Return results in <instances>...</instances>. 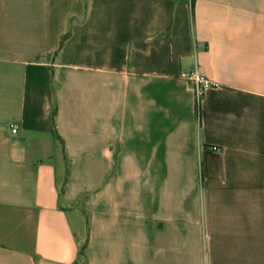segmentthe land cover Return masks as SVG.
Listing matches in <instances>:
<instances>
[{"label":"crops","instance_id":"1","mask_svg":"<svg viewBox=\"0 0 264 264\" xmlns=\"http://www.w3.org/2000/svg\"><path fill=\"white\" fill-rule=\"evenodd\" d=\"M0 264H264V0H0Z\"/></svg>","mask_w":264,"mask_h":264},{"label":"built area","instance_id":"2","mask_svg":"<svg viewBox=\"0 0 264 264\" xmlns=\"http://www.w3.org/2000/svg\"><path fill=\"white\" fill-rule=\"evenodd\" d=\"M189 78L194 83V88L198 100L202 98L207 88L216 85L211 82L204 74H202L197 66L191 71V73L189 74ZM11 130L12 133H16L18 130V125L16 123H13L11 125Z\"/></svg>","mask_w":264,"mask_h":264},{"label":"trees","instance_id":"3","mask_svg":"<svg viewBox=\"0 0 264 264\" xmlns=\"http://www.w3.org/2000/svg\"><path fill=\"white\" fill-rule=\"evenodd\" d=\"M62 43V42H61ZM60 48V47H59ZM197 115L200 117V108L199 106L197 107Z\"/></svg>","mask_w":264,"mask_h":264}]
</instances>
